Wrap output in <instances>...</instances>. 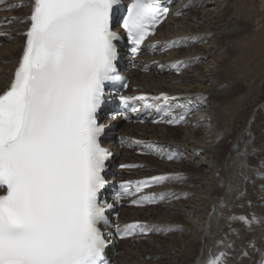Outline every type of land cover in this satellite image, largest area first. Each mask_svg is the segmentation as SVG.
Returning <instances> with one entry per match:
<instances>
[{
  "label": "snow or ice",
  "instance_id": "obj_1",
  "mask_svg": "<svg viewBox=\"0 0 264 264\" xmlns=\"http://www.w3.org/2000/svg\"><path fill=\"white\" fill-rule=\"evenodd\" d=\"M118 3L33 0L19 66L0 93V190L4 191L0 195V264H109L101 226H110L106 209L112 205L101 202L100 193L106 185L102 173L110 153L100 143L104 127L97 113L106 83L123 79L116 67L121 37L113 30V9ZM168 11L161 0H133L122 27L135 45L134 53ZM150 99L169 97L120 96L125 107L130 100ZM186 114L167 123H180ZM116 115L127 119L123 111ZM236 151L234 174L247 180L248 148ZM169 178L176 177L137 181L135 192L132 182L123 183L116 199ZM164 199L161 194L159 200ZM156 202L155 196L132 201L138 206ZM236 219L260 222L255 216ZM151 230L139 222L116 227L125 238ZM256 251L258 264H264V246ZM208 264H227V253L220 252Z\"/></svg>",
  "mask_w": 264,
  "mask_h": 264
},
{
  "label": "bare ground",
  "instance_id": "obj_2",
  "mask_svg": "<svg viewBox=\"0 0 264 264\" xmlns=\"http://www.w3.org/2000/svg\"><path fill=\"white\" fill-rule=\"evenodd\" d=\"M15 4H23L22 9L0 11V18H17L13 26L3 28L14 38L11 42L4 41L0 49V93L10 85L18 66L25 41L20 35L28 27L33 0H10V6ZM183 6L192 8L186 12ZM236 7L237 0H183L172 10L156 41H175L186 46L160 57L164 71L177 63L191 69L180 77L132 75L133 85L144 93L204 94L205 98L197 104L188 101L184 105L191 111L194 108L201 113L207 111L205 116L211 128L206 129L203 121L192 114L184 123L185 130L147 127L132 131L144 139L160 141L158 148L162 151L183 156L179 163L170 164L154 158L143 159L149 171L141 176L186 173L191 178L165 186L161 190L168 195L164 205L128 211L127 221L151 223L156 232L173 229L171 238L175 237L170 243L153 236L148 243L139 242L135 247L125 243L126 256L118 257V264H208L220 252L227 253V264H258L260 253L256 249L264 246V191L260 187L264 184V91H261L264 87L256 89L252 96L240 95L248 80L243 74L245 68L248 77L264 75V70L259 71L264 66V60L261 61L264 46L259 40L249 41L247 51L242 53L248 60L245 62L242 54L237 58L235 47L250 35V26L245 20L238 24ZM206 62L207 66L202 68ZM246 146L249 167L245 169L248 179L244 180L234 172L238 163L236 149L243 150ZM132 158L137 159L133 155ZM241 215L255 216L260 222L246 224L236 219ZM245 251L248 256L243 255Z\"/></svg>",
  "mask_w": 264,
  "mask_h": 264
},
{
  "label": "rangeland",
  "instance_id": "obj_3",
  "mask_svg": "<svg viewBox=\"0 0 264 264\" xmlns=\"http://www.w3.org/2000/svg\"><path fill=\"white\" fill-rule=\"evenodd\" d=\"M202 7H204V6H202ZM236 8L238 10V12H237L238 13V18H239V23L238 24H242L243 21L245 20L244 23L245 24H249V26H250V29H249L250 35L248 34V36L246 38L241 39L240 42L237 41L239 47H235V48H237L236 51L238 53L236 54V56L238 58L240 54H242L244 51H247L246 44H248L249 41H252V40L256 39V41L259 40L260 42H262V46H264V0H237V7ZM185 11H187V10H185ZM243 12H245L246 14H244ZM234 13L235 12H232L231 14H234ZM236 56L234 58V61L236 59ZM258 56H260V55H258ZM242 58L244 59L245 62L248 60V58H247V56L245 54H242ZM263 60L264 59H261V61H263ZM257 63H258V66H259L260 59L257 61ZM251 65H255V64L252 63ZM206 66H207V62L202 65V68L206 67ZM245 66L248 67L247 64H245ZM258 66H257V68H258ZM246 69L247 68H245V70ZM206 70H208V69H206ZM245 70H243V74H245V76L248 78V80L244 84L245 85V88H244L245 91L242 93V95H240V97H242L246 93L247 94L250 93V95L252 96L254 94L252 92L256 91V89L258 91L259 87L260 88L264 87V83H263L264 82V75L261 76L260 74L257 73L258 77L257 76L254 77L253 75H251L253 77H251V76L248 77ZM248 70L251 71V70H253V68H249ZM260 70H264V66H263V68L261 66L259 68V71ZM263 74H264V72H263ZM254 85H257V86L255 87ZM261 91H264V90H261ZM262 94L264 95V93H262ZM226 106H224V107H226ZM206 112L207 111H204L202 114L197 113V116H199L201 118V120L204 121V127L206 129H210L211 128V123H210V120L206 117L207 116ZM259 117H260V121H261V118H262L261 115ZM182 130H185V129L183 128ZM205 134H206V132H205ZM190 178H191V176H189L188 179H190ZM171 235L172 234H170L168 232L165 235H157V236H158V238L162 239L161 241H163L164 243L165 242L170 243L172 241L171 239L172 238L174 239V237H175V236H173L171 238ZM144 243H148V242H144ZM146 261L149 262L150 259L148 258V259H146ZM156 261L157 260H154L153 262L155 263Z\"/></svg>",
  "mask_w": 264,
  "mask_h": 264
}]
</instances>
